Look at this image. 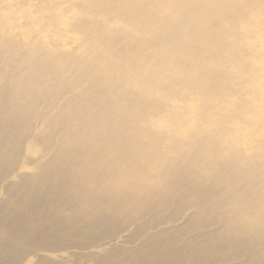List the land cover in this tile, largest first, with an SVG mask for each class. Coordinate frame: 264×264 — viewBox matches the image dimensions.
Returning a JSON list of instances; mask_svg holds the SVG:
<instances>
[{"label":"bare ground","instance_id":"1","mask_svg":"<svg viewBox=\"0 0 264 264\" xmlns=\"http://www.w3.org/2000/svg\"><path fill=\"white\" fill-rule=\"evenodd\" d=\"M61 1L0 27V264H264V0Z\"/></svg>","mask_w":264,"mask_h":264},{"label":"rangeland","instance_id":"2","mask_svg":"<svg viewBox=\"0 0 264 264\" xmlns=\"http://www.w3.org/2000/svg\"><path fill=\"white\" fill-rule=\"evenodd\" d=\"M69 11L70 7L61 0H0V27L18 36H23V32L29 33L35 44L47 43L42 42L46 38L57 46L68 44L76 49L79 45L73 32L61 24L62 18L69 21V17L63 15ZM243 131L239 130L241 135L245 134Z\"/></svg>","mask_w":264,"mask_h":264}]
</instances>
